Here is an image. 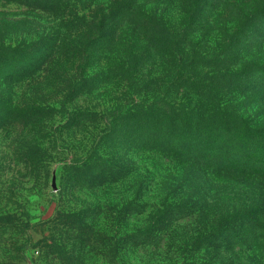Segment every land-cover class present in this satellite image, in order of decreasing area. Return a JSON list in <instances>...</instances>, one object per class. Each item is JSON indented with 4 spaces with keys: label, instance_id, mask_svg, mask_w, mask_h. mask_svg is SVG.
<instances>
[{
    "label": "rangeland",
    "instance_id": "obj_1",
    "mask_svg": "<svg viewBox=\"0 0 264 264\" xmlns=\"http://www.w3.org/2000/svg\"><path fill=\"white\" fill-rule=\"evenodd\" d=\"M106 1L71 0L65 13H98ZM185 1L140 0L148 11L172 17L185 14ZM54 15L60 14L35 1L0 0V264H181L174 257L205 255L211 259L205 264H264V237L248 220L264 213L262 178L243 177L227 189L230 196L220 204L225 220L234 209L240 212L219 229L202 233L205 221L198 214L183 219L187 182L176 172L166 180L144 171L140 153L103 139L106 127L98 115L108 111L110 95L88 94V83L72 93L63 89L72 74L63 49L70 47ZM198 15H226L227 27L241 19L227 32L230 53L242 58L241 93L233 105L256 131L236 144L264 165V0H202ZM56 38L59 46L53 47ZM22 40L34 44L32 59L17 52ZM29 65L33 76L25 78ZM100 137L106 162L85 164L84 154ZM132 169L138 171L133 178ZM213 198L207 191L192 194L191 201L199 200L196 206L208 214L220 206ZM161 201L175 204L161 215L163 224L153 215ZM241 210L248 212L239 222ZM190 236L198 241L185 253Z\"/></svg>",
    "mask_w": 264,
    "mask_h": 264
},
{
    "label": "trees",
    "instance_id": "obj_2",
    "mask_svg": "<svg viewBox=\"0 0 264 264\" xmlns=\"http://www.w3.org/2000/svg\"><path fill=\"white\" fill-rule=\"evenodd\" d=\"M19 1L25 6L35 1L39 8L48 7L60 14L54 17L60 18V35L70 47V51L63 49V58L72 69L63 89L72 93L74 89H86L88 83L92 84L85 91L88 94L99 91L110 95L108 111L98 115L106 127L103 139L111 137L115 146L127 143L130 150L140 153L144 171L153 169L161 174L160 179H171L168 175L178 173L177 179L187 182L190 196L183 207L188 213L182 218L193 213L204 217L202 233L209 234L222 222L232 221L240 210L234 209V215L225 220L226 211L220 204L230 196L227 189L238 185L243 177L260 176L264 181V165L245 157L236 144L256 131L233 105L234 96L241 93L238 66L242 58L238 51L230 53L232 42L227 32L239 28L241 19L227 27L226 15H198L202 0H186L185 14L176 17L156 15L140 0H107L98 13L84 15H68L71 0ZM58 39L53 47L59 46ZM26 43L22 40L17 52L31 58L34 44ZM32 76V70L25 74V78ZM101 140L86 151L85 164L102 166L106 162ZM136 173L137 169H132L128 174L133 178ZM207 191L213 192L214 203L220 206L203 214L196 206L199 200L192 202L191 196ZM174 205L161 201L154 218L159 219ZM141 212L146 211L136 215ZM247 212L241 210L239 222ZM248 220L260 232L259 239L264 237V213ZM158 222L164 223L161 218ZM184 241L183 252H190L198 237ZM174 258L176 262L183 260L181 264L211 260L207 255L197 260Z\"/></svg>",
    "mask_w": 264,
    "mask_h": 264
}]
</instances>
